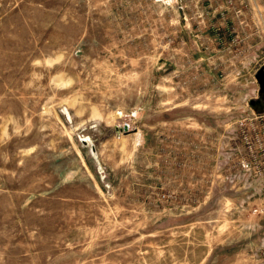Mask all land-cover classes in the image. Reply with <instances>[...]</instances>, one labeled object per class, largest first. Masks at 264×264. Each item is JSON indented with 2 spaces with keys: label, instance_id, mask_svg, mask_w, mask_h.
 <instances>
[{
  "label": "rangeland",
  "instance_id": "374dc122",
  "mask_svg": "<svg viewBox=\"0 0 264 264\" xmlns=\"http://www.w3.org/2000/svg\"><path fill=\"white\" fill-rule=\"evenodd\" d=\"M263 66L264 0H0V264H264Z\"/></svg>",
  "mask_w": 264,
  "mask_h": 264
},
{
  "label": "water",
  "instance_id": "95a60500",
  "mask_svg": "<svg viewBox=\"0 0 264 264\" xmlns=\"http://www.w3.org/2000/svg\"><path fill=\"white\" fill-rule=\"evenodd\" d=\"M256 80H257L260 88L264 92V66L257 72V74H256ZM249 105L251 107H255L257 105H261V103H260V101H251L249 103Z\"/></svg>",
  "mask_w": 264,
  "mask_h": 264
}]
</instances>
